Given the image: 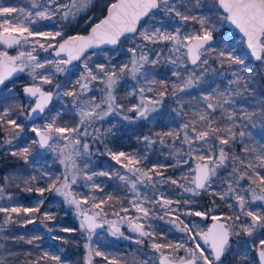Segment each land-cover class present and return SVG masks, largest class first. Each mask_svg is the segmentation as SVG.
<instances>
[{
	"label": "snow or ice",
	"instance_id": "snow-or-ice-1",
	"mask_svg": "<svg viewBox=\"0 0 264 264\" xmlns=\"http://www.w3.org/2000/svg\"><path fill=\"white\" fill-rule=\"evenodd\" d=\"M29 3L30 8L0 6V45L4 49H18L16 55H9L6 50L0 51V85L13 75L27 70L33 83L25 86L23 91L26 96L35 98V106L27 113L31 118L32 113H44L53 98L54 93L51 90L45 91L34 83L39 80L41 84H53L54 73L49 70V65L55 67L56 73H61L66 72L68 65L73 61H81L84 71L70 87L54 84L58 90L57 95L73 98L79 109L78 123L75 126L58 124V113L42 126L31 128L36 137L31 143L40 149L55 153L64 167L63 173L56 175L43 172L41 175L45 179L46 187H35L33 182L37 181L38 177L30 176L23 181L22 190L36 192L40 197H44L45 192H54L63 197L66 204L74 207L79 219V231L86 239L84 264H123L118 256L93 247L92 238L96 229L104 228L105 225L111 235L129 239L121 231V226L126 224L128 230L136 234V244L148 243L155 255L143 264H225L227 255L230 254L229 241L232 236L241 233L252 236L258 229L264 230V210L256 211L247 207L255 201L264 202V144L252 145L244 140V130L238 133L234 130L237 127H247L237 121H244L246 118L252 120L256 116L255 112L235 110V97L248 90L247 81L241 73L250 74L249 65L245 57L235 54L234 50L220 49L212 43L213 33L222 21L238 30L250 57L264 64V0H213L210 10L215 11V18L205 13L194 14L193 10L201 7L200 0H195L194 4L184 3L182 6L188 9L187 12L180 10L176 0H109L106 14H102V18L89 14L95 0H29ZM158 11L175 16L181 22H194L199 25V29L186 31L181 35L180 27H176L174 32H169L160 27L141 25L145 17L152 19ZM82 14L87 17V34L68 35L64 28ZM57 18L64 22L59 29H56L55 25L51 31L43 30L42 26L33 27L39 25L40 21H56ZM122 38L133 42V46L127 49L130 54L127 62L113 63L109 58L106 62L95 63L93 68L89 61L93 55L100 53H90L89 50L100 49L106 53L103 46L118 45ZM158 44L165 47L171 44L169 51L173 56L168 57L167 62L173 65L171 75L176 78L174 81L149 79L153 73L146 66L151 65L154 68L161 61L158 55L155 59L149 57L148 51L152 49H148V45ZM37 48L45 52L51 49V54H54L56 59L46 58L41 61L35 54ZM209 59L218 61L222 68L228 65L232 79L223 89L213 87L211 91H205L202 88L203 95L195 97L197 103L186 108L184 96L180 94L193 95L190 90L203 81ZM189 63L193 66L190 71ZM232 65H238L239 68L231 69ZM181 67L185 72L179 71ZM126 78L141 84L138 89L139 103H134L127 109L128 112L135 113L134 118L123 114V105L117 103L115 94L118 86H122L121 81ZM142 82L148 86H144ZM94 84L101 86L99 91L102 95L99 98L95 96ZM232 85L236 87L233 88ZM61 89L63 90L60 91ZM169 89L177 104L173 110L182 117L181 124L177 128L157 132L154 136H144L142 139L149 146L159 143L170 147V155L176 159V164L171 165L172 167L181 162L187 164L188 160L195 161L194 167L189 165V172H181L176 177L165 176L162 169H166L167 165L157 163L148 167L141 166L147 159L146 154L112 151L107 149V146V155L115 165L124 169L123 173L119 169L114 173L95 170L89 173L87 161L83 165L78 164V158L92 154L90 145L81 140L82 136L89 135V127H93L97 133L93 137L96 140L104 134L94 125L113 113L122 115L123 119L128 121L148 120L151 113L157 111V106L162 104L163 98L169 94ZM89 92H93V95L81 101V97ZM148 92H152L153 96H147ZM135 94V91L131 93ZM261 104L260 116L264 117V101ZM226 106L232 107L233 111H229ZM19 111L23 112L22 105ZM217 111L221 113L219 118L215 115ZM15 115L16 111L11 107L0 108V131L4 133L7 144H12L13 140L18 138V133L24 129L23 124L17 123ZM221 120L226 123L222 124ZM81 128L84 129L83 132ZM237 137L240 138L241 151L245 154L243 156L231 150L237 142ZM31 153L32 148L29 146L12 151L11 155L23 159L27 164ZM184 156L188 157V160H183ZM221 170L226 171L227 175H223ZM112 175L121 181L130 197L126 196L122 200L109 194L98 198L72 190V186L82 178L85 181L84 187L90 188L92 192H103V186L96 183L94 177ZM5 180L8 178L5 177ZM244 180H247V186L241 183ZM162 184L175 186L193 197L200 196L202 192L208 193L224 201L226 207L233 212L223 216L216 214L218 205L215 200L204 211L188 208L186 206L196 202L191 199L181 201L169 198L159 191ZM221 184H227V188L213 190L214 185L219 187ZM141 188H151L152 192H142ZM249 195L251 201L247 198ZM5 200L7 203H3ZM232 200L236 202L235 205L230 202ZM43 203L44 200L41 199L34 206L22 204L12 195H6L5 186L0 185V214H3L0 232H4L8 225L35 224L38 219L36 214H40ZM236 207L239 208L238 213L235 212ZM157 209L163 213L158 218L170 217L166 222L172 223L186 239L173 241L152 229L148 221L156 216ZM40 215L41 223L54 219L48 212ZM180 215L211 219L213 223L203 230L195 223L189 226ZM109 216L113 218L110 219ZM242 217L250 218L251 223L242 220ZM60 231L72 232L76 229L64 227ZM13 239L34 244L42 237L34 235L26 239L20 235ZM35 246L40 248L38 244ZM17 251L0 244V264H8V258L15 256ZM258 255L260 264H264V238L259 239ZM95 257H100V261H94ZM49 261L52 264H65L58 253L43 249L28 264H48Z\"/></svg>",
	"mask_w": 264,
	"mask_h": 264
},
{
	"label": "trees",
	"instance_id": "trees-1",
	"mask_svg": "<svg viewBox=\"0 0 264 264\" xmlns=\"http://www.w3.org/2000/svg\"><path fill=\"white\" fill-rule=\"evenodd\" d=\"M109 0H102L100 4L95 3L94 7L91 10V14L93 17L99 16L102 18V14H106V5ZM2 6H14V7H24L30 8L29 0H1ZM208 16L215 18L216 13L212 9L213 0L206 1ZM86 16L82 17L74 23L70 31L67 34H87L89 30L88 25L85 23ZM148 19V18H147ZM195 26L196 30L199 29V25L195 24L194 22H189ZM214 39L212 41L213 44L218 45L220 49L229 50L230 46L233 44L238 35L236 32H231L229 28L226 27L224 22H220V24L216 27V31L213 33ZM154 47V48H153ZM161 44L152 45V51L156 52L155 50L159 49ZM238 50L242 53H247V50L244 47L242 41L237 46ZM160 51V55L162 57H166L164 55L165 48ZM98 53L101 50L97 51ZM106 52H113L112 50L108 49ZM160 57V63L154 67L155 72V80L161 79H169L170 81H174L176 78L171 75L173 65L166 63V59ZM250 62L251 58H249ZM192 65L188 64V70L192 69ZM207 67V73L204 76L203 81H201L200 85L191 89L190 92L193 95H189L186 93H181L180 95L184 96V103L185 107L188 108L189 105H195L197 103V99L195 98L198 95H203L201 89L203 88L205 91H211L213 87H220L221 89L224 88L225 83L231 77V70L229 69L228 65H225L223 68L219 64L218 61L214 59H209V66ZM238 65H232L231 69H238ZM182 73L185 72L184 68L180 70ZM220 73H226L225 75H220ZM248 84V90L243 91L241 96H238L235 99V110L246 111L248 113H256V116L253 117L252 120H248L247 118L244 121H237L238 124L244 125L246 124V128L237 127L234 130L238 133L241 130L246 132V136L244 140L246 142H250L252 145L259 146L264 144V117L260 116L261 110V102L264 101V64L261 62L256 63L253 69V72L250 74L243 73V75ZM79 75L75 72L67 73V74H59L54 75L53 77V84H46L43 86L46 90H53L56 89L54 84H61L65 87H70L71 84H74L77 79H79ZM9 81L5 86L0 88V108L2 107H11L14 111H16L15 118L17 123H21L24 125L23 131L18 133V138L14 139L12 144H10L9 148L6 150L0 149V185L5 186L6 195H12L14 199L19 201L25 205H33L32 204V196L35 192H26L23 191L22 188L24 187L23 181L30 176H37L38 180L33 182L35 187H40L42 184L45 183V179L42 177V173L52 172L56 175L60 174V164L54 160L52 161V157L48 154H43L42 149L38 148L36 145L31 143L32 139L36 138L34 133L30 131V124L27 122V109L24 107V97L22 96V89L18 88H10V84L13 82ZM94 88H97L98 92L99 88L101 87L98 84L93 85ZM155 87V86H153ZM236 87V85H234ZM243 87V82L241 88ZM61 89L60 91H62ZM135 95H131L128 87L122 83V86H118V90L116 93L117 96V103L123 105L124 113L129 116H135L134 113L128 112L127 109L132 106L134 103L139 102V92L135 91ZM147 96H153L152 92H148ZM73 98L63 96L62 101L58 98L54 99L53 104L51 107L47 108L45 113L52 114L54 111L59 113V117L57 118L58 124H63L67 126H75L79 121V115L75 112V108L72 105ZM23 106V112L19 111V107ZM177 107L175 100L171 96V89H169V94L163 98L162 104L157 106V113L156 119L153 123H143V124H132V122L128 120H122V122L117 128L115 127L112 131H104L100 132L101 135L100 139L94 140L92 137V141H96L99 144L101 149L102 158L107 157V149H111L112 151L118 150H127L136 153L137 155L146 154L147 159L143 161V166L148 167L153 164H157L161 161L165 162L166 165H170L173 163L172 157L168 155L169 148L165 147L159 143L147 145L143 142L142 133L144 132V136H154L157 132L168 131L172 128H177L182 121V117L178 116L176 112L173 110ZM228 107L229 111H233L232 107ZM54 115V117L57 116ZM116 115V114H115ZM215 115L219 118L221 117V113L217 111ZM121 117L122 115H116ZM127 121V122H126ZM221 123H226V121L221 120ZM84 129L81 128V131ZM239 137H237V142L232 147V151H235L238 155H245L241 151V145L239 143ZM4 133L0 131V142H4ZM169 141H171L169 139ZM179 143V141H177ZM31 147L32 153L29 156V163H25L23 159L14 157L11 155L12 151H17L19 148L23 147ZM226 147V146H225ZM101 161V160H100ZM167 172L173 173L176 171V168L168 167ZM230 170V169H229ZM97 171H99L97 169ZM223 175H227V172L221 170ZM5 177L8 180H5ZM95 179V177H94ZM97 183L101 184L104 188L103 192L96 191L93 192L97 195L98 198H103L106 195H113L118 196L122 200L126 197H130V193H128L120 182L116 180L114 177H107L102 176L100 177ZM242 184L245 186L248 185L247 180L241 181ZM20 185V187H17ZM223 188H227V184H221L219 187L216 185L213 186V190L219 191ZM81 190V188L79 189ZM203 198V203L205 208L207 209L213 200L216 201L218 205L217 208L221 210L224 215H231L233 210L226 207L225 202L219 200L218 197H214L209 195L208 193H201ZM58 200V198H57ZM7 203V200L3 201ZM125 203L127 201L125 200ZM34 206V205H33ZM107 207V205H106ZM159 215H163V213L158 210ZM235 212H239V208H235ZM39 216V214H36ZM3 214H0V220H2ZM167 217L164 219H160L158 224L161 225V228H158V234L162 236H166L168 239L175 240L178 238L179 233L174 232L171 230L172 224L166 222ZM170 218V217H168ZM242 220H250V218L242 217ZM209 222V220H208ZM51 229H55L53 234L58 235H65L67 238L70 239L71 244L68 245L67 248V255H65L66 264H84V248L80 245L76 233L70 232H62L60 231V227L64 225L72 226L71 222H63L61 225L52 224V223H45ZM165 224V225H164ZM8 233V240L6 241L7 248L18 250L15 255V259L12 258L14 264H28L30 260L35 259L36 255L39 254L41 249L47 250L50 252H54L55 244L50 243V236L48 235L47 227L44 224L35 223L34 225L29 224L27 226H21L18 224L8 225L6 227ZM20 235L25 236V238H31L34 235H39L42 237L41 240L35 241L34 244H27L24 241L19 239H13V237H18ZM243 239H248L253 244L259 246V239L264 238V230L258 229L256 232L253 233L252 236H248L245 233H242ZM40 245V248H37L35 245ZM93 247H95L93 245ZM242 247V246H241ZM148 249V248H146ZM100 250L105 251L106 253L118 256L123 264H139L141 261V257L143 255L142 247H137L135 245H124L121 239H117L114 237H105L104 244L100 247ZM149 250V249H148ZM143 251V252H142ZM237 257L235 260L240 261L242 264L245 260L244 256H247L246 250L242 249L238 252ZM253 255L256 257L255 251ZM100 257H95L94 261H100ZM48 264H52L51 261Z\"/></svg>",
	"mask_w": 264,
	"mask_h": 264
},
{
	"label": "rangeland",
	"instance_id": "rangeland-1",
	"mask_svg": "<svg viewBox=\"0 0 264 264\" xmlns=\"http://www.w3.org/2000/svg\"><path fill=\"white\" fill-rule=\"evenodd\" d=\"M101 1L102 0H95V3L100 4ZM206 1L207 0H200L201 7L198 9H194L193 10L194 14L200 15L201 13H205L208 15V11H207L208 5H206ZM61 2H63V0H61ZM176 3H177V6L180 8L181 11L187 12L188 9L183 7L182 5L184 3L194 4L195 0H176ZM0 6H2L1 0H0ZM89 14H91V13H89ZM85 16L86 15L82 14L80 17H78V19L85 17ZM77 20L73 21L71 24L67 25L64 28L66 33H68L70 31L71 26L74 23H76ZM145 21H147V23H145ZM145 21H144V23H142V25L144 27H160V28H162V30H166L169 32H174L176 27H180L181 35H183L186 31L191 32V31L196 30L195 26L192 25L191 23L181 22L175 16H170L163 11L156 12L155 16L152 19H146ZM62 24H64V22L60 21L59 18H57L56 21H40L39 25H33V27L42 26L43 30L51 31V30H53V25H55L56 29H59ZM230 31L235 32L234 30H230ZM68 35H72V34H68ZM240 41H242V40L238 36V38H236L235 41L233 42V44L229 47L230 48L229 50H234L235 54L242 55L245 57L248 65H249V71L251 73V72H253V69H254V66L256 63H254L252 61V59H251L252 62H250L249 58H251V57H250V54L248 51H247V53H242L238 50L237 46L240 43ZM132 46H133V42L131 40H125L123 38L121 40V43L119 44L118 48L112 50L113 52H106V53L100 52L99 55H93L91 57V60L89 61V63L92 65L93 68L95 67V63L101 62V61L106 62L107 59H109V58L112 60L113 63H120V62L126 63L128 57L130 56V54L127 53V49L129 47H132ZM170 47H171V44H169L167 47H165L163 44H161V47H159V49L165 48L164 55H166V57H162V55H160V51H156V52L148 51V55L152 59H155L156 56L158 55L159 57L166 59V63H168L167 58L173 56V53H171L169 51ZM151 48H152V45H148V49H151ZM4 50L8 51L9 55H16L17 51H18V49H14V50L4 49V47L2 45H0V51H4ZM106 50H108V49H106ZM97 51H95V52H97ZM51 53H52L51 49L48 52H45L42 49L37 48L35 54L38 56V58L41 61L45 60L46 58L47 59H56V57ZM146 68L153 73L149 77V79H155L156 75L154 72V68L151 65L146 66ZM181 68H179V71L181 70ZM49 70L51 72H53L54 75L55 74L56 75L67 74V73L69 74L71 72H75L79 76L84 71L83 64L81 63V61L75 63L74 65L68 66V69L66 72L56 73L55 67L53 65H49ZM241 75H243V72L241 73ZM230 79H232V77H230ZM228 81H227V83H225L224 87L228 85ZM32 83H33L32 78L27 74V70H26L25 72H23L21 74L20 78H18L17 80H14L10 84V88L22 89L26 84H32ZM34 83L37 86H40L42 88H43V86L46 85V84H41L39 80H36ZM122 83H124V85H126L128 87L130 94L133 93L134 91L138 92V89L141 86V84H137V82L135 80H132L131 78H126L125 81H121V85H122ZM142 84H144V82H142ZM144 86H148V85L144 84ZM232 87L235 88L234 85H232ZM117 90H118V88H117ZM52 91L55 94V98H58L59 100L62 101L63 95H57L56 94L58 91L57 89H53ZM94 91H95V96L97 98L101 97L102 93H99L97 88H94ZM116 93H117V91H116ZM92 95H93V92L87 93L86 96L81 97V101L86 100L88 97H90ZM237 98H238V96L235 97V99H237ZM34 102H35L34 100H29V99L24 98V107L27 109V112L34 105ZM72 105L75 108V112L78 114L79 109L76 107L74 101L72 102ZM156 113L157 112L151 113L148 120L133 119L130 122H132V124L153 123V122H155V119H156ZM56 114H57L56 111H54L52 114H49V115L45 113L36 123L30 124V126H31L30 131H31V128L34 126L39 127V126H42L43 124L47 123ZM26 120H27V118H26ZM122 120H124L122 116L118 117L115 115V113H113V114L109 115L105 120L97 121L96 124L94 125V127L98 128L99 132L108 131L109 129H110V131H112L115 129V127L117 128V126H119L122 122H124ZM83 131H81V132H83ZM87 131H88L89 135L86 137L82 136L81 140H82V142H86L90 145V152L92 154L90 156L86 155L82 158H78V164L83 165V163L85 161H87V163H88L87 171L89 173H91L93 170L97 171V169L99 171H111L113 173L117 169H119V171L123 173L124 169L119 168V165H115V162L112 161L108 155L106 158H104V159L102 158L101 149L99 147V144L96 141H92V137L97 135V133L94 132L93 127H89L87 129ZM142 137H144V132L142 133ZM169 144H171V141H169ZM177 144H179V143H177ZM9 146H10V144H7L5 141L0 142V149H2V150L8 149ZM168 148H169L168 155L170 157H172L173 163L170 165H167V166L172 167L171 165L176 164V159L174 158L173 155H170V147H168ZM118 151H125L128 153L136 154L132 151H127V150H118ZM42 153L50 155L52 157V161L56 160L59 163L55 153H53L49 150H46V149H42ZM183 160H188V157L184 156ZM160 164L166 165V163L163 161H161ZM189 165L194 167L195 161L188 160L187 164L181 162L178 166L172 167V168H176V171L173 173L167 172V169H169L168 167L166 169H162V171L164 172L165 176L176 177V176H179L181 172H185V173L189 172V170H190ZM141 166L144 167L143 164ZM60 170H61L60 174L63 173L64 167L61 164H60ZM99 171H97V172H99ZM60 174H58V175H60ZM100 177H102V176L95 177L94 181L97 183V181H99ZM112 177L116 178L115 175H112ZM155 179L159 180L160 177H155ZM116 180L121 183V181H119L117 178H116ZM84 184H85V181L82 178L78 179V183L76 185L72 186V190L77 192V193H83V194H86L89 196L95 195L97 197V195L94 194L90 190V188L84 187ZM46 186H47L46 183H44L40 187H46ZM80 188H81V190H79ZM141 191L150 194L152 192V189L151 188H147V189L141 188ZM159 191H162L166 196H168L169 198H171L173 200H181V201H183L185 199L194 200L196 203L193 205L186 206L188 208H194L195 210H199V211L206 210L204 203H203L202 195L193 197L190 195V193H185L181 189H178L175 186H172L169 184L160 185ZM32 197L33 198H32L31 202L33 205H35L41 199L44 200L43 205L40 207V214H42L44 212H48L51 215H53L54 219L46 221L45 223L57 224L59 226L63 222H65V223L71 222L73 224L72 226L64 225V226L60 227V229L64 228V227L76 229V231H72V232L76 233V236L78 238L80 245H82L84 248V244L86 243V239L84 238V236L79 231V219L77 218L74 207L66 204L63 200V197L56 195L54 192H45L44 197H40L39 194L35 192V194ZM57 198H58V200H57ZM247 198L249 199V201H251L250 195ZM230 202L233 203L234 205L236 203L234 200H232ZM247 207H249L252 210L262 211V210H264V202L255 201L254 203H250L249 205H247ZM158 210L159 209H157V211ZM157 211H156V216L154 218H152L151 220H149L148 223L151 224L152 229L154 231L161 232V231H157L158 228H161V225L158 224V221L160 220V218H158V217L161 215H159V213ZM183 211H184V209L182 208L181 212H183ZM40 214L38 216L36 223L47 225L45 223H41L42 216ZM216 214L222 215V216L224 215L219 208H216ZM109 218L112 219L113 217L109 216ZM180 218L182 220H184L185 223H188L189 226H191L193 223H195V224L199 225V229H203V230H206L208 228L209 223L212 221L211 219H202L201 217L188 216V215H180ZM168 219H170V218L167 217L166 220H168ZM208 220H209V222H208ZM249 223H251V221H249ZM32 225H34V224H32ZM46 227H47L48 235L50 236V243L55 244L54 252L58 253L61 256L62 260H64L65 255H67L68 245L71 244L70 239L67 238V236H65V235L53 234V232L50 233L51 231H49V229H51V228H49L48 225ZM54 230L55 229H52V231H54ZM171 230L179 233V236H178V237H180V239H178L179 241L181 239H186V237H184V234L177 231L173 224H172ZM236 230L240 231L239 229H236ZM121 231L124 233L125 236L129 237V239H124L122 237H117V236L111 235V233L108 230V226L105 225L104 228H100V229L96 230V233L93 235V238H92V244L95 247L100 248L104 244V238L105 237H114L117 239H121L123 242L129 243V244L132 243V245H135L137 247L139 246V247H142V249H144L143 250L144 252L142 251L143 255L141 257V261L139 264H143V262L146 260H151V258L155 254L152 252L149 245L145 244L147 242H145L142 245L136 244L134 241L137 238V236L135 233L130 232L128 230V227L126 224H123L121 226ZM66 233H70V232H66ZM241 234L238 236H232V240L229 243L231 246L230 254L227 255V259L225 260V264H241L240 261L237 262V260H235V259L237 257L236 254L238 252H240L242 249L246 250V253H247V256H244L246 261H244L242 264H260V262L257 259V256L255 257L253 255L254 251L256 254V251L258 250L259 246L251 243L250 241H248V239L246 241V239L242 238ZM54 236L58 237V238L52 239V237H54ZM7 240H8V233H7V230L5 229L4 232H0V244H3L7 248V244H6ZM189 243H191V242L189 241ZM146 248H148L149 250ZM8 249H10V248L8 247ZM144 254H147V255H144ZM84 257H85V249H84ZM13 259H15V256H13ZM64 262H65V264L68 263V261H66V260H64ZM8 264H14L11 257L8 258Z\"/></svg>",
	"mask_w": 264,
	"mask_h": 264
},
{
	"label": "water",
	"instance_id": "water-1",
	"mask_svg": "<svg viewBox=\"0 0 264 264\" xmlns=\"http://www.w3.org/2000/svg\"><path fill=\"white\" fill-rule=\"evenodd\" d=\"M147 19V17H145L144 18V20H142L141 21V25H142V23H144V21ZM225 25H226V27H228L229 29H233V27L231 26V25H228V24H226L225 23ZM234 30V29H233ZM236 32H237V34H238V36L241 38V36H240V34L238 33V30H235ZM74 35H76V34H74ZM123 39V38H122ZM213 39H214V36H213ZM213 41V40H212ZM120 44V43H119ZM119 44L118 45H115V46H110V45H106V46H103V48L104 49H110V50H113V49H116V48H118V46H119ZM244 47H245V49L247 50V48H246V44H244ZM14 49H16V48H13V49H9V50H14ZM97 50H100V49H96V50H89V52L91 53L92 51H97ZM248 51V50H247ZM54 55V54H53ZM252 60H253V62H255V63H258V62H260V61H255L254 60V58H251ZM77 62H79V61H73V63L71 64V65H74L75 63H77ZM71 65H68V66H71ZM21 76V73H17V74H15V75H13V77H11L10 79H8V80H6L5 81V83L3 84V85H0V88H2L3 86H5L9 81H11V80H14V79H16V78H18V77H20ZM31 84H26L25 86H30ZM24 86V87H25ZM24 87L22 88V96L25 98V99H29V100H35V98H33V97H29V96H26L25 95V93H24V91H23V89H24ZM43 90H45V89H43ZM45 91H49V90H45ZM52 91V90H51ZM53 92V91H52ZM54 93V92H53ZM54 99H55V95H53V98H52V100L49 102V104H48V106L45 108V111H46V109L47 108H49V107H51V105L53 104V102H54ZM35 106V103H34V105L32 106V107H34ZM31 109V108H30ZM30 111V110H29ZM28 111V112H29ZM45 111H44V113H32L31 114V118H29L28 116H27V121L29 122V123H36L44 114H45ZM213 223V221H211L210 223H209V225H208V227H210L211 226V224ZM98 229H100V228H98ZM97 230V229H96ZM232 238V237H231ZM231 238H230V241H231ZM230 241H229V243H230ZM257 257H258V260H259V255H258V251H257Z\"/></svg>",
	"mask_w": 264,
	"mask_h": 264
},
{
	"label": "flooded vegetation",
	"instance_id": "flooded-vegetation-1",
	"mask_svg": "<svg viewBox=\"0 0 264 264\" xmlns=\"http://www.w3.org/2000/svg\"><path fill=\"white\" fill-rule=\"evenodd\" d=\"M228 28V27H227ZM230 30H233V29H230ZM235 31V30H234ZM236 32V31H235ZM237 33V32H236ZM238 35V34H237ZM244 44V43H243ZM253 61V60H252ZM255 63V62H254ZM259 63V62H258ZM22 74V73H21ZM18 78H20V77H18ZM18 78H16V79H14V80H17ZM12 81V80H11ZM44 89V88H43ZM46 90V89H45ZM35 101V100H34ZM35 103V102H34ZM178 239H180V237H178V238H176L174 241H179ZM231 240H232V238H231ZM123 242V241H122ZM231 242V241H230ZM124 243V245H127V246H129V245H132V243L131 244H129V243H126V242H123ZM145 244H148V243H145ZM258 251V250H257ZM257 251H256V253H257ZM144 255H147V254H144ZM256 256H257V254H256ZM257 259H258V257H257ZM259 261V260H258Z\"/></svg>",
	"mask_w": 264,
	"mask_h": 264
}]
</instances>
